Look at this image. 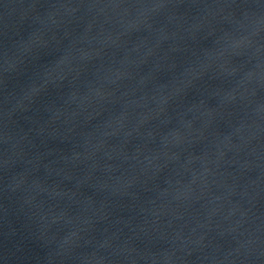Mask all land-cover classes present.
Masks as SVG:
<instances>
[{
	"label": "water",
	"instance_id": "95a60500",
	"mask_svg": "<svg viewBox=\"0 0 264 264\" xmlns=\"http://www.w3.org/2000/svg\"><path fill=\"white\" fill-rule=\"evenodd\" d=\"M0 264H264V0H0Z\"/></svg>",
	"mask_w": 264,
	"mask_h": 264
}]
</instances>
